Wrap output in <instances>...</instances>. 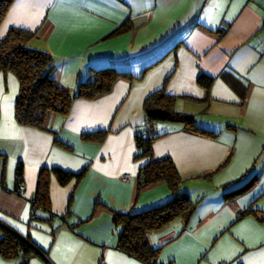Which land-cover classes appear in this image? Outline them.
Returning <instances> with one entry per match:
<instances>
[{"label": "crops", "instance_id": "0c3cea01", "mask_svg": "<svg viewBox=\"0 0 264 264\" xmlns=\"http://www.w3.org/2000/svg\"><path fill=\"white\" fill-rule=\"evenodd\" d=\"M12 28L34 33L29 48L51 56L69 92L98 70L133 78L74 100L67 115L48 113L38 130L17 124L19 82L0 71V224L32 245L27 264H147L119 249L113 213L172 198L164 182L139 189L141 169L164 158L194 209L146 235L157 264H264V0H14L0 40ZM161 89L206 133L156 123L150 157L137 158L143 103ZM99 132L100 142L83 138ZM42 168L86 171L64 186L51 176L50 213L32 218Z\"/></svg>", "mask_w": 264, "mask_h": 264}, {"label": "trees", "instance_id": "16d2710c", "mask_svg": "<svg viewBox=\"0 0 264 264\" xmlns=\"http://www.w3.org/2000/svg\"><path fill=\"white\" fill-rule=\"evenodd\" d=\"M14 0H0V24ZM34 33L12 28L0 40V71L10 72L19 82V92L15 100V120L17 124L44 130L48 113L67 115L74 100H92L109 92L119 78L133 79L130 74L119 73L114 69L93 72L92 79L78 85L74 92L62 89L52 78L53 63L51 56L44 51L29 48ZM140 80V79H139ZM197 84L209 90L212 80L204 75L197 78ZM175 97L163 89L150 94L143 103L145 124H150L149 135L145 136V126L136 136L137 158L150 157V146L154 140V125L159 122H172L183 126L193 133H206L195 125L191 115L174 110ZM104 132L84 135L83 138L102 141ZM58 144V143H57ZM59 145V144H58ZM61 145V144H60ZM64 146V145H61ZM66 149L67 147L64 146ZM86 168L79 173L63 171L59 168H42L37 177L35 196L32 200V218L37 210L50 213L49 181L54 176L58 184L64 186L72 179L80 180ZM16 185L22 184V166L18 165ZM139 189L164 182L172 193V198L164 204L136 213H113V224L118 231V247L147 264H157L159 249H152L146 235L157 231L178 217L188 218L194 205L189 197L179 192L180 176L169 158L150 161L139 174ZM253 181L229 192L226 198H234L246 192ZM32 245L19 238L10 229L0 224V257L4 260L20 258V264H27Z\"/></svg>", "mask_w": 264, "mask_h": 264}, {"label": "built area", "instance_id": "2783aa9c", "mask_svg": "<svg viewBox=\"0 0 264 264\" xmlns=\"http://www.w3.org/2000/svg\"><path fill=\"white\" fill-rule=\"evenodd\" d=\"M146 130H145V136L147 137L149 135V132L151 130V126L150 124H145L144 125ZM123 180V182H128L129 181V176L125 175L121 178ZM32 216V213H31ZM99 264H105L103 261H100Z\"/></svg>", "mask_w": 264, "mask_h": 264}]
</instances>
